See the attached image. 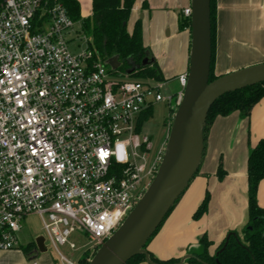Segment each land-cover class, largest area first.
<instances>
[{"label": "built area", "instance_id": "1", "mask_svg": "<svg viewBox=\"0 0 264 264\" xmlns=\"http://www.w3.org/2000/svg\"><path fill=\"white\" fill-rule=\"evenodd\" d=\"M75 23L56 0H0V250L19 246L35 213L59 264H79L59 250L77 249V233L87 240L82 256H92L142 197L169 125L148 159L141 116L166 101L172 117L187 82L179 75L180 90L163 96L162 80L130 79L89 44L72 52Z\"/></svg>", "mask_w": 264, "mask_h": 264}, {"label": "crops", "instance_id": "2", "mask_svg": "<svg viewBox=\"0 0 264 264\" xmlns=\"http://www.w3.org/2000/svg\"><path fill=\"white\" fill-rule=\"evenodd\" d=\"M191 0H134L126 24L130 33L134 23H141L142 43L160 71L164 85H172L170 95L180 90L178 77L187 73L190 31L180 28L182 10ZM81 19L92 15L93 0H77ZM81 24V21H78ZM82 27V24H81ZM82 30H84L82 28ZM85 31V30H84ZM264 63V0H216V36L214 74ZM170 110V107H169ZM171 111V110H170ZM264 137V96L247 117L238 112L218 116L210 125L198 175L187 185L147 250L159 260L181 258L198 249V239L206 234L213 254L228 233L238 232L248 220L247 158L257 141ZM219 160L225 172L216 175ZM208 208L199 219L192 218L205 194ZM257 203L264 207V179L257 187ZM19 232V246L0 250V264H59L57 258L26 239ZM33 242L30 251L24 247ZM43 249V250H42ZM138 264H148L145 260ZM183 264H187L186 260Z\"/></svg>", "mask_w": 264, "mask_h": 264}, {"label": "water", "instance_id": "3", "mask_svg": "<svg viewBox=\"0 0 264 264\" xmlns=\"http://www.w3.org/2000/svg\"><path fill=\"white\" fill-rule=\"evenodd\" d=\"M190 9L187 82L182 99L173 112L162 161L142 197L94 252L88 264H126L139 254L144 255L148 264H156L150 259L145 245L201 165L204 126L210 107L226 93L264 83V63L243 67L209 81L212 57L210 0H191ZM106 63L112 69L119 66L117 56L107 59ZM152 63L153 59L145 51L140 64L127 69L125 74L130 75L137 68ZM44 242V237L36 239V245L40 249L44 246L46 250ZM225 245L226 242L218 252ZM191 257L194 255L187 254L176 264H183Z\"/></svg>", "mask_w": 264, "mask_h": 264}, {"label": "trees", "instance_id": "4", "mask_svg": "<svg viewBox=\"0 0 264 264\" xmlns=\"http://www.w3.org/2000/svg\"><path fill=\"white\" fill-rule=\"evenodd\" d=\"M60 2L69 17L75 21H81L82 28L90 34L88 40L89 47L96 52L97 57L107 60L117 56L119 66L117 71L125 72L127 69L140 64L144 57L145 48L142 43L141 23L137 20L132 31L129 33L126 24L133 6L134 0H93L92 15L90 18L81 19L80 6L77 0H56ZM211 10V67L209 81L217 76L214 74L215 59V36H216V0H210ZM180 28H190V18L180 19ZM130 75L140 78H154L161 80L159 69L155 64L139 67ZM264 96V83L255 84L239 90H235L219 97L210 107L204 126V151L205 140L208 129L214 119L218 116H227L233 112H238L241 117H247L252 108ZM172 111V110H171ZM152 113V109L147 110L141 116L140 122L146 121ZM204 154V152H203ZM199 173V169L195 176ZM216 175L218 179L224 177L225 172L219 160ZM247 196H248V220L240 233L233 232L228 238H224L213 254L208 248L211 245L206 234H202L198 239V249L192 250L194 257L186 259L187 264H264V207L257 203V187L264 179V137L251 147L247 158ZM183 194V193H182ZM178 197L172 209L181 198ZM209 203V194H205L203 200L194 211L192 218L199 219L206 213ZM170 211V212H171ZM169 212V213H170ZM166 215L165 219L169 215ZM165 219L158 227L153 236L147 241L145 249L151 239L157 234ZM226 245L220 252L219 249ZM34 246L33 242L28 243L24 250L30 251ZM150 259L156 264H176L179 258L159 260L149 251ZM91 255L85 253L79 264H88ZM144 255L139 254L132 257L126 264H138L143 262ZM201 260L202 262H200Z\"/></svg>", "mask_w": 264, "mask_h": 264}, {"label": "rangeland", "instance_id": "5", "mask_svg": "<svg viewBox=\"0 0 264 264\" xmlns=\"http://www.w3.org/2000/svg\"><path fill=\"white\" fill-rule=\"evenodd\" d=\"M69 48L72 52H81L87 47V42L90 40V34L84 30H82L81 24L76 22L73 31L70 35L67 36ZM130 79H145L140 78L134 75H129ZM172 85L167 84L161 89V94L163 96H168L171 93ZM170 110L166 101H160L154 103L152 107L151 116L144 122H142L140 136L146 134L150 136V140L152 142V149L148 152V159H152L153 155L156 153L160 144L164 141V137L166 134V126L171 125L172 117L169 115ZM198 175V174H197ZM148 182H146L147 184ZM22 230L26 235V239L34 240L35 237H44L46 239V235L42 229L41 218L38 214L31 213L27 215L22 222ZM25 237L21 238V244L26 243ZM70 241L76 244L77 249L71 250L68 246H60V252L72 260L75 263H78V260L82 257L84 247L82 245L87 241L84 238V235L81 233L74 234L70 237ZM47 245H49L48 240L45 241ZM48 247V252L53 255V257L57 258L59 261L58 254L54 251L50 246ZM183 257V256H182ZM181 257V258H182Z\"/></svg>", "mask_w": 264, "mask_h": 264}, {"label": "clouds", "instance_id": "6", "mask_svg": "<svg viewBox=\"0 0 264 264\" xmlns=\"http://www.w3.org/2000/svg\"><path fill=\"white\" fill-rule=\"evenodd\" d=\"M121 150H123V145H120Z\"/></svg>", "mask_w": 264, "mask_h": 264}, {"label": "flooded vegetation", "instance_id": "7", "mask_svg": "<svg viewBox=\"0 0 264 264\" xmlns=\"http://www.w3.org/2000/svg\"><path fill=\"white\" fill-rule=\"evenodd\" d=\"M228 234L230 235L231 233H228ZM228 234H227V235H228ZM227 235H226V237H225V238H227ZM219 250H220V249H219Z\"/></svg>", "mask_w": 264, "mask_h": 264}, {"label": "snow or ice", "instance_id": "8", "mask_svg": "<svg viewBox=\"0 0 264 264\" xmlns=\"http://www.w3.org/2000/svg\"><path fill=\"white\" fill-rule=\"evenodd\" d=\"M105 155V153H102V156Z\"/></svg>", "mask_w": 264, "mask_h": 264}]
</instances>
